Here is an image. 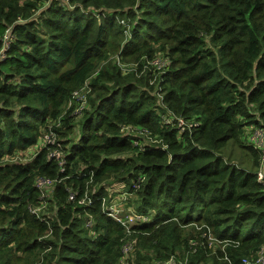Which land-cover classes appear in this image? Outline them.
<instances>
[{"label":"trees","instance_id":"16d2710c","mask_svg":"<svg viewBox=\"0 0 264 264\" xmlns=\"http://www.w3.org/2000/svg\"><path fill=\"white\" fill-rule=\"evenodd\" d=\"M116 55L168 64L135 77ZM178 116L195 125L179 133ZM50 122L63 168L51 144L5 159ZM252 126L264 130V0H0V264H244L264 244ZM37 176L60 181L46 195ZM123 185L146 221L126 227L106 213L108 188ZM87 189L93 201L78 203ZM189 224L221 247L191 244L205 238Z\"/></svg>","mask_w":264,"mask_h":264},{"label":"built area","instance_id":"2783aa9c","mask_svg":"<svg viewBox=\"0 0 264 264\" xmlns=\"http://www.w3.org/2000/svg\"><path fill=\"white\" fill-rule=\"evenodd\" d=\"M119 21H120V23L125 25V23L122 19ZM162 57H164V56L156 55L153 58L147 60V63L151 62L150 64L153 66V68L157 65L160 66ZM116 61H117V63H119V56H116ZM167 64H168V61H166L165 65L162 66V68L165 67ZM85 87L88 88L87 83L85 84ZM76 92L77 91H75V93ZM85 104H86V100H82L80 107L79 108L75 107L73 109L72 113L75 114V113L80 112L81 108ZM163 121L165 123H169V122H171V118L169 116L164 117ZM51 124H52L51 122L48 124V128H47L48 131H45L43 129L44 133L36 141V143H34L33 145H31L27 148H24V149H20V150L16 149L17 151L14 150L13 153L10 155V159H6V160H8V161H16V160L21 161L19 157H20L21 153H24V152H26L27 154H30V157L32 158L42 148L46 147L48 144H51V145H53V147L49 150L48 156L50 158L56 159L57 164L62 167L63 162H64V158L62 156V148L60 146L59 141L56 140V136L54 135L53 131L50 129ZM193 125H195V122H193L191 120H186L185 118H183L181 116L176 117V127H177L179 133H181L186 128L187 129L191 128ZM125 129H127L129 132H139L140 134H143L141 131L136 130V127L134 125H127V126H123L121 128V130H125ZM144 133L149 134L150 131H146ZM147 138H148V140H150L149 138L156 139V138L152 137V134L148 135ZM249 139L254 143L255 147H257L259 149L261 148V163H260V167L256 171V179L261 183L262 189L264 191V130L262 128L253 127V130L249 134ZM162 146L165 147L164 144H162ZM92 175H93V172L89 171V177H88L89 179L86 181V188H88V184H91ZM59 181H60V179L49 178V177H44V176H37L35 178V184L42 191V193L44 192V187H46L50 184H54V183L59 182ZM121 187L123 188V186H121ZM66 189L68 191L69 198L71 200H75L77 193H78V190L72 186H67ZM110 189L111 188L109 187L108 190H110ZM43 194H45V193H43ZM127 194L129 195V193H127ZM92 201H93V198L91 197V194L88 193V189H87V191H85L83 197L78 200V203L90 204ZM109 201H110V203L108 204V206L105 207L106 213L117 218V219H119L121 221L120 223L124 224L126 227H128L130 224L133 225V224H137L138 222H141V221H146V217H144L141 212H135L134 210H132L133 214L135 215L134 220L130 221L127 218L122 219L119 214H115V213L124 209V208H129V207L125 205V202H122V201L116 202V200L113 198V195H109ZM90 221H91V216L89 217L87 224H89ZM129 230L130 229L127 228V231H129ZM135 241H136L135 239L130 238L127 241V243L125 244L124 249L130 250V248L135 243ZM191 244L195 245L196 241H193V243L191 242ZM242 261L244 264H264V244H262L259 247V249L257 250V253L254 257H251V258L244 257L242 259ZM126 264H128V263H126ZM161 264H173V261L168 260V261L163 262Z\"/></svg>","mask_w":264,"mask_h":264},{"label":"rangeland","instance_id":"374dc122","mask_svg":"<svg viewBox=\"0 0 264 264\" xmlns=\"http://www.w3.org/2000/svg\"><path fill=\"white\" fill-rule=\"evenodd\" d=\"M116 56H111V60L114 59L115 62L117 63ZM129 59H131V60H127L126 58H124V57L121 58L119 56V63H117V64L120 67V69H121L122 72H125V71L128 72L129 70L134 71L136 73L135 74V77H141L142 75H145L148 71H151L152 75L156 77V76H158L163 71V69L165 67L162 68V66L165 65L166 61H168V58L164 56V57L161 58L160 66L157 65V66H155L153 68V66L150 64L151 62H148L147 63V61L143 60V58H138L137 60H132V58L129 57ZM140 61L142 62L141 65L139 63ZM148 78L151 79L150 80V83L153 82V77H148ZM91 91H92V89L90 90V85L88 84V88L85 87L82 90H80L79 92H76L74 94V99L76 101H78V104L76 105V108H79L80 107V104H81L82 100H86V104L88 103V97L91 94ZM75 135L76 134L74 133L73 134V137ZM152 137L156 138V135H152ZM230 143H232V142H230ZM229 145L234 148V152H235V155L234 156H231L232 157L231 158L232 161L233 160L234 161H240V162L246 164L247 163V157H248V155L245 154V150H243L242 148H239V146H237V145H232V144H229ZM17 150H20V149H17ZM19 158H20L21 161H24V162H27V161H29V160L32 159L30 157V154H27L26 152L21 153V155H20ZM5 159H10V156L6 155L5 156ZM62 168H63V165H62ZM51 185H49L46 188V190H45V194L46 195H47V192L46 191H48V189L50 188ZM126 190L128 191V189H126L124 187V185H123V188H121L119 190H115V189H112L111 188L109 191L111 193H113V198L116 200V202H119V201L125 202L126 201V198L128 196H129V198H134V194L131 193V195H128L126 193ZM128 207L129 208H124V209L116 212L115 214H119L122 219H126L127 218L130 221L134 220L135 215L132 212V210H134V207L132 205H128ZM143 216L146 217V220H147V218H148L147 215L146 214H143ZM191 226H194V229H192ZM185 228H191L189 230L192 231V232H194L193 235L196 236V238H202V237L205 238V241H196V244L197 243L204 244L206 242V245H207V247H209L210 252L212 254L215 253V249L216 248H220L221 245H222L210 233L211 232V229H209V228L206 229L205 231L203 230V232L201 234H198V235H197V233L201 229L200 226H195L193 224H189V225L185 226ZM193 241L194 240H192V243H193ZM133 252H134V250L132 249L131 250V254H133ZM129 255L130 254L128 253V256ZM123 264H124V262H123ZM150 264H158V263H155V262L150 261Z\"/></svg>","mask_w":264,"mask_h":264},{"label":"crops","instance_id":"0c3cea01","mask_svg":"<svg viewBox=\"0 0 264 264\" xmlns=\"http://www.w3.org/2000/svg\"><path fill=\"white\" fill-rule=\"evenodd\" d=\"M259 167H260V166H259ZM259 167H258V168H259Z\"/></svg>","mask_w":264,"mask_h":264}]
</instances>
